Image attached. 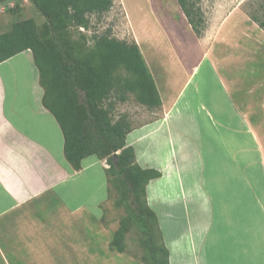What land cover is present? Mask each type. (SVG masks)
I'll use <instances>...</instances> for the list:
<instances>
[{"label": "rangeland", "instance_id": "rangeland-1", "mask_svg": "<svg viewBox=\"0 0 264 264\" xmlns=\"http://www.w3.org/2000/svg\"><path fill=\"white\" fill-rule=\"evenodd\" d=\"M113 1L110 12L90 17L86 33L109 31L112 37L129 43H138L139 36L152 77L168 100L166 108L179 97L204 53L212 58L201 62L194 77L205 93L201 114L198 116L199 101L190 98L193 85L187 87L181 105L191 107L177 109L170 119L162 118L144 129V133L154 132L137 145L143 165L147 154L158 165L171 156L175 157L172 162H178L177 173L168 178L174 182L163 198L173 202L169 209L160 208V179L148 195L150 206L158 207L161 219L168 222L164 237L171 236L183 250L185 260L180 264H264V29L253 20L254 16L264 21V0H200L205 18L201 38L211 41L205 51L176 0ZM15 5L16 0H0V34L26 19L44 29L45 19L30 2L22 1L18 10ZM181 27L185 29L180 34L177 29ZM164 49L175 61L168 75L161 68L165 62L157 67L154 63ZM22 69L15 93L18 99L6 100L8 116L19 117L26 124L32 119L43 121L45 113L35 92L42 96L44 91L38 89L39 79L32 77L29 67ZM226 108L235 116L231 125L220 118ZM164 111L148 109L131 96L115 113L127 114L140 131ZM209 111L216 112L215 122L210 121ZM231 128L229 142L225 137ZM54 142L55 161L42 158L41 164L31 167V163L23 172H10L11 178L4 174L6 182L20 185L25 197L39 194L26 197L24 205L0 198V264H146L141 232L136 228L127 236L124 253L111 248L126 212L114 205L117 195L113 188L114 197H108L107 159L90 157L83 161L81 171H75L64 157L62 133ZM180 153L186 157L176 159ZM45 185L47 192L41 191Z\"/></svg>", "mask_w": 264, "mask_h": 264}, {"label": "trees", "instance_id": "trees-1", "mask_svg": "<svg viewBox=\"0 0 264 264\" xmlns=\"http://www.w3.org/2000/svg\"><path fill=\"white\" fill-rule=\"evenodd\" d=\"M9 1V0H7ZM25 0H16L15 9ZM45 19L39 30L33 19L13 24L0 34V64L31 51L43 89V107L55 118L64 141V157L75 171L83 161L96 156L107 159L108 197L124 208L114 232L111 248L126 250L133 228L141 232L146 264H170L156 212L148 203L147 187L160 179L156 169L143 168L128 136L136 129L127 114L116 115L118 105L133 96L148 109H160L162 101L146 60L137 45L112 37L109 31L87 35L91 16L102 17L114 6L113 0H26ZM198 38L205 31L200 0H176ZM264 29V21L260 22ZM92 41L90 46L88 43Z\"/></svg>", "mask_w": 264, "mask_h": 264}, {"label": "crops", "instance_id": "crops-1", "mask_svg": "<svg viewBox=\"0 0 264 264\" xmlns=\"http://www.w3.org/2000/svg\"><path fill=\"white\" fill-rule=\"evenodd\" d=\"M232 16L233 15L231 14V16L229 18H227L224 22L228 23L229 22L228 20H230V18ZM234 23H236V22H234ZM189 27H191L190 24H189ZM183 29H185V27H181V29H177V32L180 33L183 31ZM191 30H192V27H191ZM192 32L194 33L193 30H192ZM220 35H222V34H220ZM195 36H196V34H195ZM138 38H139V36H138ZM138 38H137V40H138L137 45L139 46V48H140V50H141V52L145 58V53L147 51L145 49V46H143L142 39H140V38L138 39ZM197 39H199L201 45L203 46L202 48L204 51L208 50L210 48L211 41L207 40V38L205 40H202V38L197 37ZM149 44H151V43L149 42ZM151 50H152V52L155 51L154 48ZM162 51H163V53L158 54L157 61H154V63L156 66L157 63H159L160 65H163V63L165 62L166 63L165 66L163 65L161 68H163L165 73L168 75L167 71L170 70V68H172L175 61L172 60L173 56H171V54L169 55L168 49H164ZM148 58L150 60L153 59L150 56ZM145 60H146V58H145ZM204 60L212 61V58L208 55L207 52H205L203 55L202 61H204ZM201 62L194 69L193 74L190 76V78L186 82V84H185L184 88L182 89L179 97H176L175 99L172 100V102H170L169 109L166 108V104L168 102L167 98H164L162 96V94L160 93L161 91H159V89L157 87L159 94H160V97H161V101H162V107L161 108L162 109L164 108V110H165L163 112V115H161L158 119H156L154 121V123L151 122L152 124L149 123L146 126H144L143 129H141L140 131H138V129L137 130L135 129L128 136V139H127L128 145L134 147V149L136 151L137 161L141 165V167L156 169L162 173V177L160 178V181H162L161 182L162 188L160 187V190H161L160 195H162V196H161V200H159V201H161L160 202V205H161L160 208L161 209L163 208L165 212L169 209V206L173 204V202H169L167 200H164L163 198H164V195H167L168 185H170V183L173 181V180H170L174 176L173 173H177V163L178 162L177 161L172 162L171 160L174 159L175 157L171 156V158L169 159L168 162L164 161L158 165L156 163H151V161H150L151 157L147 154V157H145L146 160L143 161V163H144V165H143L140 162L141 160H140V155H139V152L141 150L138 149L137 145L141 141V139H146L149 136V134H152V132H154V131H151L149 133H144L143 132L144 129L154 127L155 125H157L162 120V118L164 120L170 119V117L174 114V111H176L177 109H181L182 107H188V106L191 107V105H187V106L181 105V102H183L184 96L186 94V89H188L190 86L193 85L192 86L193 94L190 97L191 101H194L195 103L199 101L198 105H200L199 106L200 110L197 109L198 110V116L201 114V110H203V108L205 109V107L201 104L203 99H205V97L204 96L202 97V95H205V93L204 92L202 93V91L200 89V85L197 83V81H195V78H194V77H196L195 76L196 73H198V71H199V68H200L199 66H200ZM146 63H147L148 68L151 72V70H152L151 66L148 64L147 61H146ZM26 65L29 67V70L31 72L32 77L34 78V76H35L39 79V74L37 72L38 70L34 64L32 52L29 50L13 57L12 59H10V60L2 63V64H0V175H1V177H0V198H5V200L8 201L7 197H9L8 198L9 201H15L18 203V205H24L28 201V199L32 197V195L29 194L31 196L26 199V197H28L29 195L27 194V196L25 197V195H23V190L19 191L20 185L14 183V182L12 184L6 182L7 177L4 174L6 173L7 176L9 178H11L10 172H13V173L23 172V170L25 168L31 166V163H32L31 167H33V165L37 162H39L41 164V162L43 161L42 158L47 159L46 162H48L49 159H50V162L55 161L54 150L56 148V144H55L54 140L57 137L61 136V131H60V128H59L55 118L42 105L43 94H42V96H39V93L37 92V90L35 93L38 95L37 98L39 100L38 101L39 108L43 109V111H44L43 113H45L44 114L45 119L43 121H40V119L39 120L32 119L29 122H27V124H26L25 120L20 119L19 117H17V120H16L14 117L8 116V109H7L8 105L6 103V100H8V99L17 100L18 99L17 95H15V93H18V87H16V86H17V83H18L20 77L22 76L21 75V73L23 71L22 68L23 67L26 68ZM154 81L156 84L155 79H154ZM156 86H157V84H156ZM164 86H165V84H164ZM40 88L41 87H38V89H40ZM33 93H34V90H33ZM32 96H33V94H32ZM227 99H229L228 95H227ZM219 109H221L220 106H219ZM226 110H227V108L223 110L225 112V114H224V116L221 115L220 118H222L224 120L225 124L228 123V125H231L232 119L235 116L232 115L231 111H226ZM180 112H177V114H182V112L181 113ZM214 113L212 114V113H210V111L207 112L208 117H209L210 121H212V122H215L214 120L216 119V115H217L215 111H214ZM49 115H51V117H50L51 119H48ZM195 115H197V114H195ZM25 126L29 129L28 132L26 131ZM43 127L45 129H43ZM231 131H232V128L230 130V134L228 135V138L225 137L226 139H228L229 142H230L231 136H232ZM246 135H247L246 138L248 139L249 135L248 134H246ZM62 138H63V136H62ZM238 141H244V140L239 139ZM245 148H247V147H245ZM178 150L182 151L181 145L178 146ZM181 153L183 154V151ZM182 154L180 156L177 155L176 159H178V158L183 159L186 157V156L181 157V156H183ZM57 164H58V162H57ZM152 164L155 167L151 166ZM183 166H185V165H183ZM185 170H186V168L181 169L182 172ZM181 171L180 170L178 171V175H179V173H181ZM168 178H170V179H168ZM155 181H157V180L151 181L150 184L148 185L147 196L149 195L150 188L152 190H155L157 188V185L154 184ZM178 185L181 186L182 190L184 189V182L180 178L178 181ZM48 188L49 187L45 185L41 191L47 192V190H49ZM41 191H39V192H41ZM38 194H39L38 192L34 193L33 197H36V195H38ZM156 201L158 202V199H156L155 201H154V199H152V202H156ZM0 205L2 206V203ZM149 205H151V204H149ZM151 208L156 212L158 219L161 221L160 227H161L162 234H163L164 233V226L167 229L168 222L165 223L161 219L162 215H159L158 207L152 206ZM161 209H160V212H161ZM256 221L258 222V216L256 218ZM163 237H164V234H163ZM164 241H165L167 248L170 251V264H180L179 263L180 260H182V259L185 260L184 252H182L183 250L178 249L177 246H175L174 241L172 240L171 236H169V235L165 236ZM205 242H206V240H204V242H203V247H204Z\"/></svg>", "mask_w": 264, "mask_h": 264}, {"label": "built area", "instance_id": "built-area-1", "mask_svg": "<svg viewBox=\"0 0 264 264\" xmlns=\"http://www.w3.org/2000/svg\"><path fill=\"white\" fill-rule=\"evenodd\" d=\"M80 31L83 32V33H86L85 28H80Z\"/></svg>", "mask_w": 264, "mask_h": 264}, {"label": "bare ground", "instance_id": "bare-ground-1", "mask_svg": "<svg viewBox=\"0 0 264 264\" xmlns=\"http://www.w3.org/2000/svg\"><path fill=\"white\" fill-rule=\"evenodd\" d=\"M219 143V142H218ZM217 147H219L218 145H217ZM188 179V178H187Z\"/></svg>", "mask_w": 264, "mask_h": 264}]
</instances>
